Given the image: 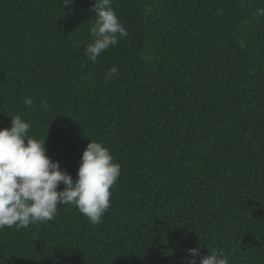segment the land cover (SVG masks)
Instances as JSON below:
<instances>
[{"label":"trees","instance_id":"16d2710c","mask_svg":"<svg viewBox=\"0 0 264 264\" xmlns=\"http://www.w3.org/2000/svg\"><path fill=\"white\" fill-rule=\"evenodd\" d=\"M62 2L0 0V129L21 114L74 181L102 142L121 175L102 223L6 227L0 264H264V0H114L128 36L95 63L94 0Z\"/></svg>","mask_w":264,"mask_h":264},{"label":"clouds","instance_id":"9594fccd","mask_svg":"<svg viewBox=\"0 0 264 264\" xmlns=\"http://www.w3.org/2000/svg\"><path fill=\"white\" fill-rule=\"evenodd\" d=\"M74 3L75 0H63L62 7ZM113 3L114 0H94L90 9L95 13V24L90 29L92 40L84 49L90 62L95 63L128 36ZM252 14L264 16V8ZM118 75V67L113 66L105 78ZM22 103L26 108L34 106L30 96ZM30 129L31 122L21 114L11 116L10 128L0 129V230L27 229L51 221L59 206L69 204L78 208L91 224L102 223L111 204V189L121 175V165L115 162L110 150L102 142L91 140L83 151L74 181L58 161L47 155L46 138H34ZM61 183L63 190H59ZM207 248V255L201 254L199 245L188 249L183 264H230L223 250Z\"/></svg>","mask_w":264,"mask_h":264}]
</instances>
